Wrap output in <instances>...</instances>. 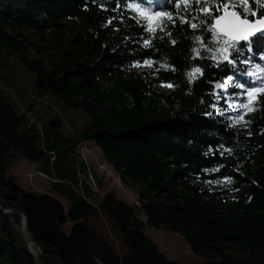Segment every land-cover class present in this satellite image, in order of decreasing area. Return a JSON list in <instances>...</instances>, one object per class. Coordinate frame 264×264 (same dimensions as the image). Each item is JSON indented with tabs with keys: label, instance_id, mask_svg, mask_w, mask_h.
Instances as JSON below:
<instances>
[{
	"label": "trees",
	"instance_id": "16d2710c",
	"mask_svg": "<svg viewBox=\"0 0 264 264\" xmlns=\"http://www.w3.org/2000/svg\"><path fill=\"white\" fill-rule=\"evenodd\" d=\"M161 1L172 19L156 17L149 31L130 6L148 10L157 0H0V53L35 73V100L53 93L90 118L78 141L62 138L43 149L39 136L20 132L26 115L0 97V264H37L34 256L40 264H178L146 235L147 225L181 234L204 259L197 264H264V96L249 104L255 111L235 106L232 114L227 106L245 104L247 90L264 84V41L251 51L225 44L201 24L207 17L194 11L196 0L187 9L183 0ZM252 6L264 12V0ZM143 64L150 69H137ZM194 68L201 72L190 77ZM223 81L245 88H216ZM152 84H171L173 91L159 94ZM49 124L56 129L61 121ZM87 142L126 185L141 188L139 207L113 193L96 205L53 177L67 208L5 176L24 158L47 161L66 178L73 170H63L64 155ZM23 216L34 256L24 242ZM69 221L77 223L71 235L64 232Z\"/></svg>",
	"mask_w": 264,
	"mask_h": 264
},
{
	"label": "rangeland",
	"instance_id": "374dc122",
	"mask_svg": "<svg viewBox=\"0 0 264 264\" xmlns=\"http://www.w3.org/2000/svg\"><path fill=\"white\" fill-rule=\"evenodd\" d=\"M228 2L239 10L240 0H228ZM169 4L175 7L171 1ZM163 7L161 0L150 4L148 10L138 7L136 12L144 13L143 15L138 14V19H146L154 12L162 13ZM155 18L153 17L152 21ZM32 39L33 41L36 40L35 38ZM30 56L42 60L47 65L44 57L39 56L37 53L30 52ZM137 69L141 72H146L150 67L148 64H143L138 66ZM35 81V73L27 70L17 56L0 53V97H4L7 103L13 104L20 117L26 115L20 126V132L24 133L26 130H30L32 135L39 136V144L43 149L56 140H62V138L78 141L80 135L89 126L90 118L84 111L73 109L58 95L53 93H48L43 98L35 100ZM221 85L223 89L232 88L237 90L236 85L229 81H223ZM152 88L157 93L165 95L171 94L173 91L170 87L157 84H152ZM242 97L244 95H239V98ZM242 105L243 103L237 104L233 100H228L227 102V106L232 109V114L237 110L234 109L235 106L242 108ZM55 118L60 119L61 125L53 129L49 123ZM63 161V170L66 171L70 165L73 170L66 174V178L53 173V169L47 161L31 162L24 158L15 160L14 164L6 171L5 176L8 179H15L18 185L26 192L59 198L67 208L70 201L61 197L54 189V184L58 182L56 179H60L61 184H69L79 195H82V191H84L96 205L103 201L106 194L113 193L117 200L139 207V191L141 188L139 186L126 185L121 180L120 175L107 164L101 149L94 143L87 142L80 145L75 154H65ZM48 167H50L49 170ZM44 171H47L50 176L52 173L51 177L56 179L48 178L42 173ZM80 173H85L86 179L83 174L78 178ZM86 181L91 185L95 193L90 194L88 190L86 191V185H84ZM81 185H84V187ZM206 186L210 189L218 190L217 186ZM232 191V195H235L234 190ZM140 217L146 222V217L142 213ZM75 224L77 223L67 222L64 226V232L67 235H71ZM110 232L113 240H115V245L119 248L116 234L111 230ZM145 233L156 244L158 250L173 262L178 264H197L204 261L192 251L190 245L179 233L155 229L149 225L146 226Z\"/></svg>",
	"mask_w": 264,
	"mask_h": 264
},
{
	"label": "snow or ice",
	"instance_id": "6c2138e0",
	"mask_svg": "<svg viewBox=\"0 0 264 264\" xmlns=\"http://www.w3.org/2000/svg\"><path fill=\"white\" fill-rule=\"evenodd\" d=\"M183 2L186 5V9L189 3V0H183ZM201 0H196L197 8L194 9V11H197L200 16H205L207 19H202L201 24L207 25L208 31H213L215 34V30L217 29L218 25H221L222 22H227V27L229 28H237L239 25H257L261 24L264 25V12H260L258 7H253L252 5L256 4L257 0H240V6L239 10L236 6H232L229 4L228 0H219V3H209L208 0H204L205 7L200 8ZM179 5H177L178 7ZM133 10L138 9L137 4H132L130 6ZM138 14L143 15V12H138ZM249 14H251L252 19H249ZM163 15H167L168 19H172V15L160 13V12H154L151 13L148 18H146L145 23L142 25L146 30L152 31V18L153 17H160ZM229 17H232L234 19L229 20ZM210 21V24H209ZM183 23H188V20H184L182 18ZM190 27L197 28V24H190ZM224 36H228L229 32L227 30L220 33ZM170 35V33H169ZM241 39L244 41V44L248 47V50L251 51L252 44L257 43L258 41H264V27L259 28L256 32L251 33V35H246L241 37ZM197 40H200V37H197ZM225 44L228 43V40L226 39ZM173 44H175V40L172 41ZM239 41L236 42L238 44ZM150 44V41H145V45L148 46ZM236 44H233V47H236ZM238 51L240 49H237ZM264 58V57H262ZM228 59V62L235 65L236 61L234 59ZM151 63V61L147 62ZM201 72L200 68H194L193 73H189V76L192 77L194 73ZM248 75H252V73H248ZM253 83H256L253 81ZM167 87H172L171 84L166 85ZM221 84H216V88H221ZM236 87L244 89L245 86L243 84H237ZM259 96H264V84L259 85L258 87L250 88L246 92V103L242 105V107L248 108L249 111H255L256 109L254 107H249V104H254L258 102ZM250 123V121H248ZM219 171V169H217ZM231 182V181H229Z\"/></svg>",
	"mask_w": 264,
	"mask_h": 264
},
{
	"label": "water",
	"instance_id": "95a60500",
	"mask_svg": "<svg viewBox=\"0 0 264 264\" xmlns=\"http://www.w3.org/2000/svg\"><path fill=\"white\" fill-rule=\"evenodd\" d=\"M231 19H234V18L229 17V20H231ZM261 27H264V25H261V24H257L254 26L239 25V27H237V28H229V27H227V22H222L221 25L217 26V29L215 31H216V33H218V35L227 39L228 41H230L232 43H236L237 41H239L238 44L241 45V44H244V41L241 39V37L246 36V35H251V33L256 32ZM225 30H227L229 32V35L227 37L220 34ZM0 211L2 212L3 210L0 209ZM23 235H24V242H25V245L27 247V250L31 255H33V252L30 248V244H29V240H28V222H27V219L25 216H23ZM34 259H35L37 264H40L37 261L35 256H34Z\"/></svg>",
	"mask_w": 264,
	"mask_h": 264
},
{
	"label": "bare ground",
	"instance_id": "6f19581e",
	"mask_svg": "<svg viewBox=\"0 0 264 264\" xmlns=\"http://www.w3.org/2000/svg\"><path fill=\"white\" fill-rule=\"evenodd\" d=\"M29 244H30V243H29ZM30 248H31L32 252L34 253V251H33L34 249L32 248V245H31V244H30Z\"/></svg>",
	"mask_w": 264,
	"mask_h": 264
}]
</instances>
